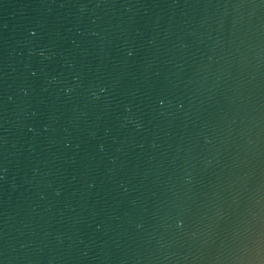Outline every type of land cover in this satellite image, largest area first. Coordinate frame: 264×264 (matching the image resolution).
Returning <instances> with one entry per match:
<instances>
[{
  "label": "water",
  "instance_id": "water-1",
  "mask_svg": "<svg viewBox=\"0 0 264 264\" xmlns=\"http://www.w3.org/2000/svg\"><path fill=\"white\" fill-rule=\"evenodd\" d=\"M0 264H264V0H0Z\"/></svg>",
  "mask_w": 264,
  "mask_h": 264
}]
</instances>
